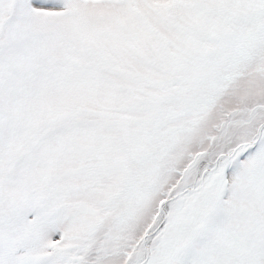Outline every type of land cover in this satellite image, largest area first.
Instances as JSON below:
<instances>
[{
    "label": "snow or ice",
    "instance_id": "6c2138e0",
    "mask_svg": "<svg viewBox=\"0 0 264 264\" xmlns=\"http://www.w3.org/2000/svg\"><path fill=\"white\" fill-rule=\"evenodd\" d=\"M0 264H264V0H0Z\"/></svg>",
    "mask_w": 264,
    "mask_h": 264
}]
</instances>
